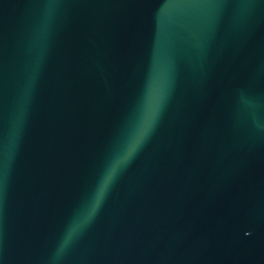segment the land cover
Listing matches in <instances>:
<instances>
[{
  "label": "water",
  "instance_id": "95a60500",
  "mask_svg": "<svg viewBox=\"0 0 264 264\" xmlns=\"http://www.w3.org/2000/svg\"><path fill=\"white\" fill-rule=\"evenodd\" d=\"M0 264H264V0H0Z\"/></svg>",
  "mask_w": 264,
  "mask_h": 264
}]
</instances>
